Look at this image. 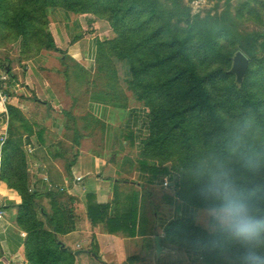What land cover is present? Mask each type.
<instances>
[{"label":"crops","instance_id":"crops-1","mask_svg":"<svg viewBox=\"0 0 264 264\" xmlns=\"http://www.w3.org/2000/svg\"><path fill=\"white\" fill-rule=\"evenodd\" d=\"M47 18L59 51L19 61L16 46L0 48V78L7 77L0 85L8 95L0 102V175L7 168L4 144L17 139L29 188L58 195L73 222L58 239L74 254V264H156L177 256L180 249H173L164 230L173 220L192 219L194 207L175 196L172 182L162 183L163 175L140 165L147 109L130 101L124 85L98 74L94 17L54 8ZM20 202L0 177V264H27L28 234L17 224ZM37 202L40 212H51L48 197ZM184 253L197 264L198 252Z\"/></svg>","mask_w":264,"mask_h":264},{"label":"trees","instance_id":"trees-1","mask_svg":"<svg viewBox=\"0 0 264 264\" xmlns=\"http://www.w3.org/2000/svg\"><path fill=\"white\" fill-rule=\"evenodd\" d=\"M169 1L173 6L166 8L159 0H0V45L17 43L19 61L41 51H59L48 30V11L54 8L75 15L90 13L106 21L115 38L99 43L96 68L98 74L118 83L120 68L115 66L114 72L103 69L107 54L102 46L108 44L112 63L121 61L125 84L128 82L136 100L147 109L148 136L140 147V165L165 176L170 171L162 163L173 161L170 167L181 172L179 180L172 182L175 196L196 208L201 203L196 189L182 176L187 162L200 152L223 146L225 118L252 116L264 128V66L259 65L264 62V33L240 38L233 50L222 49L217 42L220 31L214 35L204 25L197 29L189 20L182 26V19L188 16V10L183 12V0ZM236 50L249 59L241 89L235 86L234 76L226 73ZM215 57L219 65L200 70L199 65ZM16 140L4 144L7 168L0 177L21 198L17 224L28 234L26 263L74 264V254L58 239V234L73 229V222L57 203L58 195L54 198L52 192L39 194L29 188L21 142ZM150 159L158 164H151ZM42 197L50 199L49 214L40 212L37 200ZM37 210L45 220L38 217ZM93 212L88 206L89 218ZM184 232L201 240L208 238L187 218L171 221L164 235L178 248L173 236ZM184 252H198L197 263L201 259L216 264L219 259L209 251ZM132 260L134 257L128 259Z\"/></svg>","mask_w":264,"mask_h":264},{"label":"clouds","instance_id":"clouds-1","mask_svg":"<svg viewBox=\"0 0 264 264\" xmlns=\"http://www.w3.org/2000/svg\"><path fill=\"white\" fill-rule=\"evenodd\" d=\"M224 143L182 170L201 201L189 214L205 233L173 236L178 248L215 253L221 264H264V128L252 116L225 118Z\"/></svg>","mask_w":264,"mask_h":264},{"label":"rangeland","instance_id":"rangeland-1","mask_svg":"<svg viewBox=\"0 0 264 264\" xmlns=\"http://www.w3.org/2000/svg\"><path fill=\"white\" fill-rule=\"evenodd\" d=\"M159 2L162 5L165 4L167 6L166 8L173 6V4H171V1L169 0H159ZM183 4V12H185V10H188V16H185L182 19V26H185L186 20H189L190 23L194 24L197 29H200L199 27L201 25H204L207 26L214 35L220 31L217 42L218 46L222 49L227 48L226 50H233L235 49L240 38L264 33V0H183ZM180 12L181 10L177 11V13ZM88 15L90 17L95 16L94 18L95 20H97L96 36L100 38L98 39V42H111V40L115 38V33L106 23V21L98 19L96 15L90 13H88ZM259 41H262V39H260ZM9 44L16 46L18 54V44ZM9 44L5 45L3 42L0 45V48L4 49ZM102 47L103 52L107 54V58L103 63V69L107 72H109V70H112L114 72L115 66H117L118 69L120 68L118 71V83L116 85L122 84L125 86L124 88L126 90V96L130 98L131 102L143 104L142 102L136 100L132 93V90L128 86V82L127 84H125L126 80L124 78V71L121 70V61L115 60L114 65L112 63V60L114 58L110 55L109 45L106 44ZM2 53L3 51H0V54ZM262 57H264V51ZM220 63L221 62L218 61V58L215 57L207 60V62H204L202 65H199V68L201 71H206L215 68ZM259 65L264 66V62L259 63ZM148 161L151 164H158V162L155 160L150 159ZM172 163L174 162L166 161L162 163V166H166L170 171L169 174H165L162 183H164V181L166 182V180L167 182L170 180L171 182H176L179 180V175L181 172L179 170H173L170 167ZM174 248L175 247L173 245V249ZM179 252L180 253L177 256L170 255L169 258L159 260L156 262V264H192L188 261L184 251L179 250ZM205 263V261L203 262V260L200 259V262L197 264ZM216 264H221L220 258L216 261Z\"/></svg>","mask_w":264,"mask_h":264},{"label":"water","instance_id":"water-1","mask_svg":"<svg viewBox=\"0 0 264 264\" xmlns=\"http://www.w3.org/2000/svg\"><path fill=\"white\" fill-rule=\"evenodd\" d=\"M249 59L240 50H236L231 56V64L226 73L234 76V84L238 89L242 88L244 77L248 68ZM155 255L159 257L163 253V249L159 242V237H154ZM77 254V252H75Z\"/></svg>","mask_w":264,"mask_h":264},{"label":"built area","instance_id":"built-area-1","mask_svg":"<svg viewBox=\"0 0 264 264\" xmlns=\"http://www.w3.org/2000/svg\"><path fill=\"white\" fill-rule=\"evenodd\" d=\"M6 78H7L6 75L3 74L0 79L6 80ZM5 89H6L5 85H3V86L0 85V102L1 103H5L7 98H8V95H7L6 91H5ZM1 216H2V213L0 212V217Z\"/></svg>","mask_w":264,"mask_h":264}]
</instances>
